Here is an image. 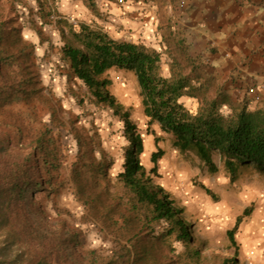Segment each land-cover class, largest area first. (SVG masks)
<instances>
[{
    "label": "rangeland",
    "instance_id": "1",
    "mask_svg": "<svg viewBox=\"0 0 264 264\" xmlns=\"http://www.w3.org/2000/svg\"><path fill=\"white\" fill-rule=\"evenodd\" d=\"M80 1L94 16L91 22L101 20L95 0H53L51 9L41 11L36 0H0V185L4 184L1 170L18 174L26 170L15 166L22 155L18 142L29 143L24 138L28 136L36 139L40 126L50 139L49 153L61 163L58 170L48 166L40 170L41 165L31 163L30 173L41 179L42 188H25V198L9 206L0 198V264H27L41 254L46 264H222L235 251L226 231L247 207L250 214L234 235L236 260L238 264H264V235L260 234L264 233L260 231L264 229V173L241 166L236 180L230 182L218 152L212 154L218 171L209 173L194 151L180 152L172 146V135L156 123L147 124L133 73L111 68L100 78L110 80L109 93L129 114L142 139L141 164L153 187L181 210L177 218L189 239L179 240L176 231L170 234L165 221H151V208L137 204L117 178L128 147L123 120L110 107L91 102L87 89L62 64L59 52L58 20L73 25L89 21L66 6ZM89 1L94 5L88 6ZM157 52L161 73L168 76L172 62L167 60L165 65L162 52ZM22 91H31L29 104ZM199 97L194 100L186 95L181 101L195 111ZM30 105L37 116L27 123ZM7 133L9 144L5 143ZM35 145L28 144L32 149L23 153L34 148L41 158L44 153ZM158 148L164 154L151 174L150 156Z\"/></svg>",
    "mask_w": 264,
    "mask_h": 264
},
{
    "label": "trees",
    "instance_id": "2",
    "mask_svg": "<svg viewBox=\"0 0 264 264\" xmlns=\"http://www.w3.org/2000/svg\"><path fill=\"white\" fill-rule=\"evenodd\" d=\"M36 3L41 11L45 8L51 9L50 3L53 4V0H36ZM66 4L68 9L75 10L78 7L71 2ZM93 5V1L88 2V6ZM57 23L60 24L59 34L62 41L59 52L62 64L68 69L70 76L87 89L95 106H108L114 115L123 120V133L128 147L125 150L122 170L118 172L117 178L133 193L137 204L151 208V221H165L170 226L168 228L170 234L176 231L179 240L189 239L186 228L177 218L181 210L172 206L173 202L167 195H161L162 190L153 187L149 175L141 164L139 155L143 152L142 139L129 121V114L122 111V105L109 93L107 87L110 80L100 78L111 68L133 73L147 124L156 123L162 132L172 135V146L180 152L194 151L209 173L214 174L218 171L212 158L213 152H218L223 158V166L230 182L236 180L241 166H253L264 173V111L242 109L227 116L221 111L217 99L206 100L204 97L201 98L197 109L191 111L181 102V98L186 95L197 98L198 88L193 87L191 75L183 74L179 68L175 69L173 62L169 67V75H163L160 52L149 49L142 43L113 39L101 29L93 28L86 23L73 25L64 19H59ZM22 94L26 96L25 102L29 104L32 100L31 91H22ZM21 98H12L10 101H19ZM36 116L35 109L30 105V116L26 122L32 123ZM41 127L43 126L35 129L38 134L36 139L28 136L24 138L29 139V143L18 142L22 155L20 165L16 162L15 166L17 169L23 166L26 170L21 174L7 169L1 170L4 177V184L0 185V188H3L0 189L3 205L9 206L16 200L25 198V188L26 190L32 187L34 190L42 188L41 179H35V173H30L31 163L41 165L40 170H46L47 166L52 170H58L61 166L60 162L53 159V153H49L47 145L50 139L46 135V130H40ZM18 130L20 136H23V130ZM154 140L157 143V138ZM10 141V133L5 134V143L9 144ZM31 142L36 144L35 148L40 153H44L41 158L36 155L34 148L28 154L23 153L27 148L32 149L27 146ZM163 154L164 151L160 148L151 153L150 161L153 167L148 173H156L157 160ZM203 188L205 193L215 200L210 190ZM250 211V208H244L242 214L236 217L233 227L226 231V236L235 247V251L231 258H224L222 264H238L234 235L242 219L250 214ZM12 222L15 220L12 219ZM9 223L11 222L8 221ZM46 262V258L41 254L35 255L27 264Z\"/></svg>",
    "mask_w": 264,
    "mask_h": 264
},
{
    "label": "crops",
    "instance_id": "3",
    "mask_svg": "<svg viewBox=\"0 0 264 264\" xmlns=\"http://www.w3.org/2000/svg\"><path fill=\"white\" fill-rule=\"evenodd\" d=\"M95 4L99 21H90L94 16L81 1L74 11L87 17L86 24L94 23L117 40L161 51L165 65L171 61L191 75L200 100L217 99L227 116L242 109L264 111V0H95ZM250 228L258 231L255 225Z\"/></svg>",
    "mask_w": 264,
    "mask_h": 264
},
{
    "label": "built area",
    "instance_id": "4",
    "mask_svg": "<svg viewBox=\"0 0 264 264\" xmlns=\"http://www.w3.org/2000/svg\"><path fill=\"white\" fill-rule=\"evenodd\" d=\"M119 1V3H122L123 2V0H118Z\"/></svg>",
    "mask_w": 264,
    "mask_h": 264
},
{
    "label": "bare ground",
    "instance_id": "5",
    "mask_svg": "<svg viewBox=\"0 0 264 264\" xmlns=\"http://www.w3.org/2000/svg\"><path fill=\"white\" fill-rule=\"evenodd\" d=\"M122 92H123V93H125V91H124V90H122Z\"/></svg>",
    "mask_w": 264,
    "mask_h": 264
}]
</instances>
